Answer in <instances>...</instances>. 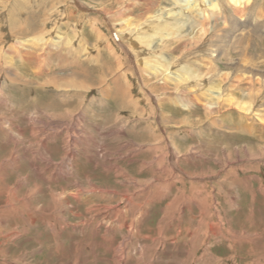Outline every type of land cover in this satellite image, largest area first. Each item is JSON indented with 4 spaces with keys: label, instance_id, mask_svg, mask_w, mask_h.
Returning <instances> with one entry per match:
<instances>
[{
    "label": "rangeland",
    "instance_id": "1",
    "mask_svg": "<svg viewBox=\"0 0 264 264\" xmlns=\"http://www.w3.org/2000/svg\"><path fill=\"white\" fill-rule=\"evenodd\" d=\"M150 2L0 0V264H264V156L250 153L260 154L259 147L264 151V128L254 119L249 131L230 124L226 135L219 124L210 131L206 107L191 100L187 90L178 94L173 81L161 86L175 68L161 74L164 63L177 55L161 38L175 47L174 36L157 33L144 43L147 47L139 42L143 50H156L150 61L158 69L146 74L148 66L140 63L139 72L138 55L120 30L128 27L125 18L145 28L149 20L143 13ZM130 3L134 6L128 10ZM256 3L264 16V0ZM182 5L186 18L190 4ZM151 6L156 15L174 7L171 0H154ZM110 8L123 15L121 22ZM191 24L182 31L188 33L185 38L204 39L198 23ZM107 32L130 67L119 68L110 59ZM255 37L258 72L264 75V32ZM201 56L187 62L193 82L196 66L207 67ZM118 74L124 78L117 83ZM73 78L78 87L67 84ZM227 87L228 82L217 86L214 95H227ZM260 88L264 97V85ZM229 89L234 90L230 83ZM163 111L181 124L170 128L173 138ZM151 123L163 140L148 133L145 125ZM155 142L160 150L152 147ZM162 157L165 162L159 164ZM92 186L111 194L92 195ZM141 193L145 207L133 215V205H127L143 204ZM105 204L122 209L126 222L135 221L133 230L125 219L112 217L107 223L101 214L87 224L102 211L96 205Z\"/></svg>",
    "mask_w": 264,
    "mask_h": 264
},
{
    "label": "bare ground",
    "instance_id": "2",
    "mask_svg": "<svg viewBox=\"0 0 264 264\" xmlns=\"http://www.w3.org/2000/svg\"><path fill=\"white\" fill-rule=\"evenodd\" d=\"M183 1L185 3H189L190 4L189 7L191 9V13L186 18H184V16H183L185 13H187L184 10V5H182ZM199 1H200V3H199ZM150 3L152 5L154 3V0H151ZM171 3L174 5L173 8H170L168 11L166 10V11H164V13L157 14V15L151 13L154 6L149 5L148 7H146L147 11L143 14H146L147 19L149 20V23L146 25L145 28H142V27L139 28L135 24L134 20L133 19L130 20V18H128V19L125 18V23L128 26L127 28H125L124 25L120 24L121 25L120 32L123 33L126 36V38L128 39L129 44H130L129 46L132 48V51L136 52L138 55V61L139 62L135 61L136 68L139 70V72H141L140 63L141 64L146 63L145 65L148 66V70H147L146 74H150L148 72L149 70H151V73H153V74H155L158 71V69L155 68L154 64L151 63L152 60L150 59V58H154L157 56L156 50H153V51L152 50H146V49L143 50V46L139 42H142L144 44L145 42L150 41L151 40L150 38L157 33H159L162 37H166L168 35L174 36L175 38H173L174 39L173 42H177V45L175 47L172 46V43L168 42V38H164V39L161 38V41L164 42V47L169 48L171 53L177 54V55H172L170 58L171 61L169 60L167 64H166V62L164 63L163 68L161 69L162 70L161 74L166 69H167L166 71H168V69H170V67L172 65H174L175 68L170 69V71L166 73V77L161 81V83H162L161 86L164 87V85H168L169 83H171L173 81V84L175 86V89H177L178 94L183 95V93L187 90L186 93L191 94V96H193V97H191V100H193L195 103H198L199 105H203L204 107H206L207 113L205 114L206 119L204 120V122L206 125V121L210 118L209 123L206 126V128L210 131H212V129H211L212 125L217 127L218 124H219V126L221 125V127L223 129H224L225 125L230 124V125H234V127L237 129L249 131L251 129L249 124L251 122L253 123L252 120H254V119H255V121L256 120L260 121L261 127L264 128V109L261 108L262 105L264 104V97L262 96V93H260V89H261L260 87H262V85H264V75H262V74L260 75L258 72L260 63L256 60V56L254 53L255 52V43L253 42V40H256V38H257V37L253 38L255 33L264 32V16H262L263 15L262 12L261 13L258 12V9H260V8H258L259 4L257 5L256 0H193L192 3L190 2V0H171ZM129 5H131V6L129 7L127 5L129 7L128 10H131V7L134 6V4L130 3ZM228 7L232 9L230 14L228 12ZM18 8H23V6H19ZM128 10H126V11H128ZM197 10H199L201 14H197V16H195L196 14L194 15V13H195L194 11H197ZM109 12H110V14H112V16L115 18V20L117 22H121V18H123V15H122V17H119V14L117 15L115 13V11L111 8L109 9ZM178 13H180L181 16L178 17V15H177ZM212 13H216V14H213V18L211 19ZM193 17H195V19ZM183 19H186V21L183 22ZM179 20L181 21V23L178 22ZM97 22H98V20H97ZM191 22H195L196 24L198 23V25H199V30L197 29L198 34L200 35V33L202 32L201 36L204 37V39L200 38L198 36L197 37L196 36H192V37L187 36L185 38V36L188 35V33H187V31L184 30L185 34H183L182 31H183L185 26H189V25L193 26L191 24ZM220 22H222V23H220ZM71 24H73V22H71ZM93 25H94L93 27H94L95 31L98 33V35L103 36V30H101L97 26L96 23ZM139 26H140V24H139ZM108 35H109V33H108ZM116 36L119 37L117 33H116ZM198 38H200V39H198ZM38 39H40V38L38 37ZM38 39H36V40H38ZM105 41H106V43L108 42L110 45V46H108V44L106 45L108 48L107 50H109L110 53L112 54V55H110V59L116 65H118L119 68H120V66L123 67L125 64H127L130 67V64L128 62L129 60H127V58H126L125 54H123V52L119 53L116 45H113V43L111 42L110 35L105 37ZM144 45H145V47H147L148 43L144 44ZM101 47H103V46H101ZM126 47H127V49L129 48L128 46H126ZM26 52L27 53H25V54H26L27 58H31V53L29 51H27V49H26ZM163 52H165V51H163ZM130 53H132V52H130ZM194 54H196V55L200 54L203 56V57L201 56L203 59L206 57L208 60L207 62H203L204 65H207V67L205 69H203L201 66L200 67L196 66V70L193 71L194 74L197 76V78H195L196 82H193L194 79L191 78L192 75H190L189 67L187 66L188 65L187 62H189V58L191 56H194ZM133 55H135V54L133 53ZM181 57H183V60H184L183 62L181 60ZM89 61H91V60H89ZM142 68L145 72L146 69L143 66H142ZM117 72H118V70H117ZM170 72H172V73L169 74ZM118 75L119 76H117V77L114 76V81L117 83H118V79L121 80V77H123L124 74L123 75L118 74ZM17 77L15 76V79ZM18 78H20V77H18ZM203 79H206V81H204ZM124 80L126 82L127 79H124ZM225 82H228V87L226 89V92L228 94L223 95V96H215L214 94L216 93V87L219 85H222ZM196 83H198V85H196ZM229 83L234 88L233 91L229 89ZM67 84H69L70 86L76 84V86H74V87L79 86V85H77V81H75L74 78L72 80H70ZM83 85L85 86V84H83ZM194 86L196 88H194ZM197 86H199V88H197ZM144 87H146V86H144ZM156 88H158V87H156ZM219 90H220V87L218 88L217 92H219ZM122 92L125 93L126 96L129 95L130 96V97L128 96L129 101H132V103L134 102V104H135L136 100L134 101L133 97L131 96V94L128 90L127 91L125 90ZM182 95H180L179 97H182ZM221 97H222V99H221ZM154 98H155V96H154ZM109 107H111V106H109ZM67 110H68V108H67ZM231 111L236 112L238 121L235 120L234 113H231ZM226 113H229V114L225 115ZM162 119L164 120L163 123H165V121H166V124H167L166 125L167 135L171 136L173 138V136L171 135L170 128L172 126H174L175 128H179L181 126V124H179V120H172V117H170L169 114H167L164 111L162 113ZM244 120H246L248 122V125L243 123ZM145 126L147 127L148 133H151L154 140H156V141L163 140V136L158 131V127H157V125H155V123H154V125H152V123H151L150 125H145ZM225 131H226L225 129L222 130L224 135H226ZM229 134L232 135L231 131ZM175 135L176 134H174V136ZM152 147L154 149L160 150V147H162V146H159V144L157 142H155L152 145ZM259 150L262 151L260 154H254L252 149H251L250 153L253 154L254 157L264 156V151L262 150L261 147H259ZM237 154H238V152H237ZM175 155L173 154V156L170 158L171 162H173V161L175 163L177 162L178 156L175 157ZM231 156H232L231 151L227 150L226 155H225V158H226L225 162L227 161L230 164L229 161H230V158H232ZM166 158H167V156H166ZM245 159H246V161H248L252 158L248 157ZM161 162L162 163L165 162V161H163V157L161 159H159L158 163L161 164ZM71 164L72 163H70V165ZM223 164H225V163H223ZM186 174L192 175V173H190V172H186ZM176 175H178V174L173 173V175L171 177L174 179L178 178ZM194 175H196V174H194ZM196 176H198V175H196ZM226 176L227 175L225 174L224 179H226ZM201 179H203V178H201ZM197 184H199V183H197ZM89 191H90V193H92V195L93 194H96V195L102 194V196H106L107 194H111L110 191H107L105 189L102 190L100 188H97L96 186H92V189ZM80 192L81 193L83 192V188H82V190H80ZM85 192H83V194ZM144 193L140 194V199L141 200L143 199V204L141 202H136L134 200L135 201L134 204L129 202L130 204L127 205L129 207L131 205H133L130 207V210L128 208V210L131 211L133 213V215H137L138 214L137 211H139L140 209H143V207H145V201L146 200H144V199H147V198H146V196H144ZM87 194H88V192H87ZM91 197H93V196H91ZM137 197H139V195H137ZM125 199H127L126 201H130L129 196L128 197L125 196ZM147 201H150V200H147ZM135 204H137V205L134 206ZM96 207L97 208L101 207L102 211L100 213L97 212V214L95 216H93L89 219H86L87 224H91V222H93L94 219H97L98 215L101 214L103 216V219L107 223H108L109 219L112 217H114L116 221H124V219H125V221H124L125 226L127 228H129L130 231L133 230V228H134L133 224L135 225V223H134L135 221H133V223L131 222V224L126 222V219H127L126 215L127 214L122 213V209L121 210L119 209L118 211H114V210H112V208L110 209L109 205H107V204L96 205ZM92 208L95 209L94 206ZM94 224H95V222H94ZM118 260L122 262L120 256H119Z\"/></svg>",
    "mask_w": 264,
    "mask_h": 264
}]
</instances>
